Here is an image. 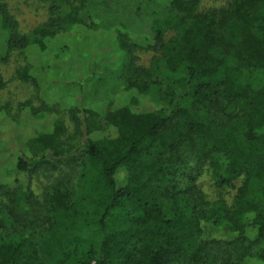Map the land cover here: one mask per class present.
Instances as JSON below:
<instances>
[{
    "label": "trees",
    "instance_id": "obj_1",
    "mask_svg": "<svg viewBox=\"0 0 264 264\" xmlns=\"http://www.w3.org/2000/svg\"><path fill=\"white\" fill-rule=\"evenodd\" d=\"M199 5L170 0L151 21L147 47L161 58L153 70L135 67L126 36H118L129 60L123 82L136 93L129 104L102 118L70 111V136L45 107L25 103L27 118H10L0 139L13 135L19 154L0 155L7 172L0 264H242L257 253L264 241V0H230L210 11ZM76 12L53 14L29 39L0 0L2 61L29 45L44 50L46 38L81 23ZM151 74L165 79L159 112L150 91L161 80ZM61 163L74 164L75 180L49 189L38 213L31 177ZM204 165L218 187L242 179L231 208L198 190ZM22 206L35 215L19 213Z\"/></svg>",
    "mask_w": 264,
    "mask_h": 264
},
{
    "label": "rangeland",
    "instance_id": "obj_2",
    "mask_svg": "<svg viewBox=\"0 0 264 264\" xmlns=\"http://www.w3.org/2000/svg\"><path fill=\"white\" fill-rule=\"evenodd\" d=\"M8 12L19 25L21 34L29 39L34 31L45 25L53 14L65 16L71 8H77L80 24L67 27L44 40L45 49L29 45L25 50L12 53L6 61L4 37L0 31V73L4 88L0 90V133H3L11 119L25 120L28 103L32 108H48L63 120L67 136L73 134V124L69 112L92 110L100 118L110 110H115L132 102L136 93L123 82L122 69L129 61L120 49L119 35L126 36L130 47L133 65L150 71L155 59H161L158 53L147 47L151 38L150 23L162 17L168 11L170 0H3ZM230 0H200L199 10L210 11L226 7ZM83 5V6H82ZM82 6V7H81ZM162 70V69H161ZM157 71V69H156ZM158 72V71H157ZM24 75L25 78H20ZM158 77V80L154 81ZM153 74L150 81L160 82L151 87L152 109L165 110L160 98V88L165 83L164 76ZM160 78V79H159ZM82 119V114H79ZM15 137L0 139V155L10 154L11 159L19 154ZM84 139L78 141L80 144ZM15 154V155H14ZM7 172L0 165L2 180ZM76 177L72 163L52 164L32 175L30 189L37 202L34 210L39 213L46 192L55 186H69ZM22 180L23 178L20 177ZM26 181V180H25ZM26 183V182H24ZM242 179L230 186L218 187L217 176L208 165L201 167L195 185L208 202L222 200L231 208ZM7 198L0 192V202ZM19 213L28 211L33 217L35 211L29 207H20ZM257 253L246 257L242 264H264L259 252L264 250V241L255 248Z\"/></svg>",
    "mask_w": 264,
    "mask_h": 264
}]
</instances>
